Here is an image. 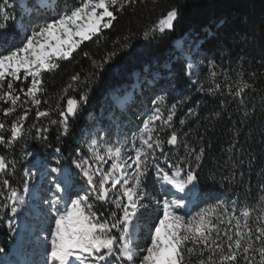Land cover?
Instances as JSON below:
<instances>
[{
    "label": "snow or ice",
    "instance_id": "1",
    "mask_svg": "<svg viewBox=\"0 0 264 264\" xmlns=\"http://www.w3.org/2000/svg\"><path fill=\"white\" fill-rule=\"evenodd\" d=\"M138 2L140 0H78L75 6L59 9L54 0H37L35 12L41 15L33 20L35 13L30 11L27 22L20 17L17 26V17L9 11V0H0V101L10 105L3 109V115L11 116L16 113L18 105L31 104L36 109L37 121L49 118L50 124L59 126L61 136L68 135L70 119H75L88 102L90 84L98 71H102L103 66L118 54L117 51L109 52L97 62L83 50L82 45L88 41L98 44L105 30L113 27L117 14ZM53 11L55 15H51ZM182 18L180 7L172 5L156 24L143 33L144 38L157 32L162 36L175 32ZM9 21H13L15 33L9 32ZM130 46L125 42L121 49ZM186 47L188 51H185ZM195 47L183 38L174 45L173 55L182 63L183 74L189 81L196 67L192 58ZM81 53L98 71L83 79L78 72L71 75L55 107L49 105L40 110L45 74L60 68L62 62L73 61L74 54ZM215 67L211 62L213 70L207 80L208 87L204 83L199 84L198 90L208 95L221 93ZM228 79L225 74V81ZM20 81L27 83L19 87L16 82ZM225 86L229 95L234 99L240 98L241 105L244 104L246 90L253 87L243 79L235 90L230 84ZM70 90L79 91V98L69 96ZM65 98L66 106L62 108L60 101ZM187 99L168 105L166 95L157 96L152 101L150 115L130 139L125 137L123 141L118 139L113 143L106 135L91 134L84 144L87 156L76 159L64 157L62 149L57 146L53 149L54 163L50 164L31 152L26 153V157L32 156L31 167L37 172L42 170V177H51L48 191L52 195H39L40 189L33 195V201L37 202L35 210L50 217L54 225L48 229L50 249L47 264H264V185H261L258 206L238 209L235 204L229 207L225 201L216 199L195 213L188 209L189 204L205 197L210 199L212 190L199 188L198 170L204 149L197 151L182 141L174 127L178 104ZM43 103L49 104V101L44 100ZM220 103L223 105L226 101L221 100ZM31 111V108H25L10 126L0 122V145L8 148L21 140ZM53 112H57L58 119H51ZM188 115L193 116L195 112L190 110ZM243 116L241 124L252 118L251 111L245 109ZM185 122L184 119L179 121L181 125ZM6 127L7 136L4 134ZM31 127L36 129L34 140H48L47 126L38 127L33 123ZM168 130H171L170 134ZM235 134H239V129ZM126 145H130V149ZM181 145L183 156L173 152ZM235 147L234 142L228 151ZM10 167L14 171L15 162L0 155V174L7 176ZM23 175V192L27 195L34 187L29 181L35 173L26 169ZM150 179L153 184H159V192L155 196L148 191ZM0 187L7 190L6 199L11 202L0 207L10 208L13 216L21 207H30L25 195H21L9 179H0ZM4 195L0 191V196ZM91 200L114 205L115 210H109L105 217ZM61 205L64 206L63 211ZM153 216L154 222L149 225L150 243L138 251L136 241L141 222ZM9 228L12 229L11 223Z\"/></svg>",
    "mask_w": 264,
    "mask_h": 264
},
{
    "label": "trees",
    "instance_id": "2",
    "mask_svg": "<svg viewBox=\"0 0 264 264\" xmlns=\"http://www.w3.org/2000/svg\"><path fill=\"white\" fill-rule=\"evenodd\" d=\"M54 3L63 9L65 6H75L78 0H54ZM9 4L13 16L19 19L23 17L25 22L30 11L35 13L33 20L41 15L35 12L37 2L28 1L20 5L9 0ZM172 5L180 7L183 13L175 32L163 36L157 32L145 39L143 33L156 24ZM51 15H55V11ZM117 17L113 27L105 30L98 44L88 41L82 45L83 50L88 51L97 62L109 52L117 51L116 57L104 65L102 71L93 68L91 61L81 53L74 54L73 61L62 62L60 68L45 74V92L41 94L40 110L49 105L55 107L71 75L78 72L83 79L89 73L98 71L90 84L88 102L82 106L75 119H70L68 135L61 136L59 126L50 124L49 118L37 121L36 109L31 104L23 107L18 105L16 113L5 117L3 109L10 105L0 101V122L6 126H10L25 108L32 109L21 140L8 148L0 145V155H5L16 164L14 171L10 167L9 174H0V179H9L20 192L24 187V171L35 169L30 163L32 156L26 157V153L31 152L51 164L54 163L53 149L59 146L64 157L75 159L79 151L85 152L82 145L85 135L95 128L110 140L118 136L125 138L129 129H136L138 121L151 113L152 101L157 96L166 95L168 105L187 97L184 103L178 104L174 127L182 141L197 151L204 149L205 154L198 170L199 188L203 191L212 190L210 199L205 197L197 203L189 204L188 209L195 213L216 199L225 201L229 207L235 204L238 209L258 206V198L262 194L261 185H264V0H140L126 7ZM8 23L9 32L15 33L13 21ZM16 24L18 26L19 22ZM181 38L196 46L192 51L196 67L191 81L183 74L182 63L173 55L174 45ZM125 42L131 46L121 49ZM185 51H188L187 47ZM211 62L216 65V82L221 84V93L217 95H208L198 90L200 83L208 87L207 80L213 70ZM225 74L229 77L227 81ZM241 79L253 86L246 90L243 105L239 103L240 98L234 99L228 94L225 86L230 84L235 90ZM16 83L24 87L27 81ZM79 95V91H69V96L78 99ZM127 95L128 100H124ZM44 100H48L49 104H44ZM221 100L226 103L222 105ZM60 104L62 108L65 107L66 98ZM245 109L251 111L252 118L241 124ZM190 110L195 115L189 116ZM51 119H58L57 112L51 114ZM180 119H184L185 124L181 125ZM33 123L38 127L49 128L46 142L32 138L36 135V129L31 127ZM236 129H239L238 135L235 134ZM4 134L9 135L7 127ZM234 142L236 147L229 152ZM173 152L183 156L184 148L181 145L179 149H173ZM147 187L153 196L158 194L159 184H153L150 179ZM0 191L5 193L0 196V205L10 204L6 199L7 190L0 187ZM90 202L95 203L105 217L109 210H115L114 205L94 200ZM10 214V208L0 207V264H15L19 260V254L10 251L14 243L9 228ZM146 223L151 222L144 221L141 228ZM28 243L26 249L35 253L28 263L47 264V245L36 240H28Z\"/></svg>",
    "mask_w": 264,
    "mask_h": 264
},
{
    "label": "rangeland",
    "instance_id": "3",
    "mask_svg": "<svg viewBox=\"0 0 264 264\" xmlns=\"http://www.w3.org/2000/svg\"><path fill=\"white\" fill-rule=\"evenodd\" d=\"M180 40V39H178ZM129 95L126 96L124 100H128ZM121 102L123 101L122 99L120 100ZM150 115V114H149ZM148 117H143L141 120L138 121V125L136 129H129V132L126 134L127 138H131L133 133L137 132L140 127H142V122ZM91 134H99V135H104L102 131H97V128L92 130V132H89L85 135V141L87 139L91 138ZM123 141L125 138H121L120 136L115 137L113 140H110V142H115L116 140ZM85 144V142H84ZM84 144L83 147H84ZM126 148L130 149V145H126ZM85 152L79 151V154L77 153L78 156L74 157L75 159L79 156H87V150L84 148ZM111 161H109L110 165ZM106 165L105 167H107ZM33 173H35L33 179L29 181L30 186L32 187V190L29 194L25 195L23 192V188L20 191L21 195H25V199L29 202V206H23L21 207L20 211L18 212L17 215L13 216L11 213V225H12V234H13V239L14 243L10 247V251L16 252L19 254V260L15 264H29L30 258L32 255H34V251L32 250H27L29 243L28 240L30 241H39L41 243H44V245H47V252L50 249V237L48 235V229H50L52 226H54L51 223V218L50 217H45L43 216L40 212L36 211V206L37 202L33 201V195L37 194V190L40 189L41 191L39 192V195H42L44 197H49L52 195L51 192L48 191V189L51 187V177H42V170L41 172H37L36 169H31ZM24 186V185H23ZM67 199V198H66ZM64 210V206L61 205V211ZM11 212V211H10ZM154 216L148 219V222L153 223L154 222ZM142 221L141 223H143ZM151 223H146L143 228H141V231L139 232V238L136 241V243L139 245V250L144 249L150 241L148 240L149 237V225ZM142 226V225H141ZM13 229L15 231H13ZM143 231V232H142ZM144 233V234H141ZM143 235V240L141 236ZM45 237H48V239H45ZM28 239V240H27ZM27 240V241H26ZM144 240H147L146 243H144ZM42 256V254H39ZM140 255H143V252H140Z\"/></svg>",
    "mask_w": 264,
    "mask_h": 264
},
{
    "label": "water",
    "instance_id": "4",
    "mask_svg": "<svg viewBox=\"0 0 264 264\" xmlns=\"http://www.w3.org/2000/svg\"><path fill=\"white\" fill-rule=\"evenodd\" d=\"M13 3H17V4H25L28 1H33V2H37V0H10Z\"/></svg>",
    "mask_w": 264,
    "mask_h": 264
}]
</instances>
